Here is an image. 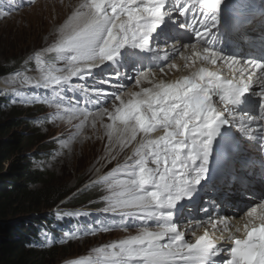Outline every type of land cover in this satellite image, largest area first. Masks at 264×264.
<instances>
[{"label": "snow or ice", "instance_id": "6c2138e0", "mask_svg": "<svg viewBox=\"0 0 264 264\" xmlns=\"http://www.w3.org/2000/svg\"><path fill=\"white\" fill-rule=\"evenodd\" d=\"M196 2L206 9L201 13L204 19L198 22L204 33L201 36L196 27L192 31L200 39L209 37L205 43H211L210 35L217 21V16L212 13L221 0ZM164 7V0H155L151 6L144 7L136 6V0H84L75 14L77 23L70 34L48 51L74 53L70 56L71 62L97 67L113 61L118 51L125 46L149 48L152 34L159 28L162 20L172 19L170 13L164 11ZM182 8L183 6L181 15H184ZM121 17L126 19L122 20ZM173 23L180 29L186 27V21L177 19ZM211 55L213 62L215 59H230L217 52ZM249 66L259 69V72L251 73L247 81L220 80L215 73H207L209 79L206 84L187 78L182 84H161L158 87L162 91L151 95L148 100L129 101L117 109L119 115L116 118L125 122L126 130L131 132L130 139L136 138L137 127L147 133L162 126L166 134L158 140L141 144L135 150V155L140 158L134 165L118 166L108 174L112 176L116 172H122L126 178L108 184L110 195L103 197L107 206L102 211L119 213L122 218H139L141 221L157 218L163 223L159 231H149L147 227H142L138 235L98 249V252L106 253L104 264H132L134 260L139 264H214L212 258L219 256L222 250L207 238V234L200 236L195 243H185L183 234L171 222L172 213L169 210L176 202L189 196L191 189L204 178V165L209 157L210 146L220 128L236 122V117L232 115L234 107L226 106L222 110L214 108L210 102L212 96H219L220 102L225 105L235 106L251 90L250 84L258 82L260 91L251 90L260 99L258 117L242 113L241 125L245 121L251 124L257 119L264 120V65L251 63ZM247 70V67L240 68V76L243 77ZM71 74L76 75V70ZM138 74L141 77L145 75L143 72ZM115 75L117 79L120 78L119 72H115ZM198 75L203 81L204 69ZM43 79L45 87L60 83L59 78L49 75H45ZM144 91L148 92L147 89ZM115 98L120 99L119 95ZM144 107L151 111L150 118L142 113ZM131 121H135L134 126ZM192 121L198 123H192L189 128ZM170 127L173 128L172 131H168ZM240 130L244 131V128L241 127ZM257 131L264 136V126ZM248 135L253 137L251 131ZM145 147L148 148V153L143 151ZM148 155L152 157V163L157 165L155 169L145 166V157ZM198 161L201 163L196 167ZM161 163L164 164L162 169ZM103 179L107 181L108 178ZM149 186L154 190H148ZM255 212L256 209H252L248 216H253ZM165 237L168 243H161ZM229 256V259L220 264H264V224L252 227L247 231L245 239L235 240Z\"/></svg>", "mask_w": 264, "mask_h": 264}, {"label": "rangeland", "instance_id": "374dc122", "mask_svg": "<svg viewBox=\"0 0 264 264\" xmlns=\"http://www.w3.org/2000/svg\"><path fill=\"white\" fill-rule=\"evenodd\" d=\"M8 2L9 0H0V62L5 64L9 60L14 61L16 68L9 71L10 73L0 76V82L3 84L1 86L7 90L8 94L10 92L12 95L10 101L3 107L4 110L1 111L2 116L3 118L14 115L30 117L32 123L27 128L20 127L34 135L33 140L29 141L26 147L30 154L28 158H31V153H37L38 156L33 159L34 168L41 172L46 170L43 172L44 177L50 176L52 183H56L64 189H71L70 195L62 200V203L67 202L70 196L81 189L93 186L95 187L93 195L97 197L90 199L89 203L97 202L98 205H81L79 208H104L107 203L103 197L110 195L108 184L122 179L119 178L121 172H116L112 176L108 174L118 166H123L124 161L129 157L136 156L132 145H126V140H122L115 148V144H109L111 129L114 124L117 125L116 120L119 121L116 118L119 113L112 115L116 108L111 111L112 105L110 104L100 112L96 111L98 116L105 118V122H101L98 128L95 118H92L93 113L70 111L68 118H56L55 112L61 108L56 106L54 101L66 105L63 101L65 91L60 90L56 84H50L48 87L38 86L39 89L42 87L49 89L40 102L32 101L23 92L28 87H34V84L37 83L33 80L34 78L40 79L41 76V79L44 80L42 76L49 75V70L58 73L59 69L60 77L64 78L60 80V83H65L64 67L67 74L72 73L73 70H76L77 73L81 67L80 63L74 62L71 66H63L64 61L60 62L61 53L48 51L70 34L71 29L68 34L60 35V29L66 21L70 20V15L75 9L70 13L67 11L68 4H71L69 0H28L21 8L12 7L7 4ZM65 14L68 15V19ZM61 15L64 16L62 23H60ZM73 22L72 19L70 25ZM67 53L69 58L74 55V53ZM65 62L69 63L67 60ZM169 63L167 62L163 66L165 67ZM59 65L60 68H58ZM131 88L130 86L124 91L131 90ZM67 107L69 108V106ZM134 122L131 121V124H135ZM119 128L126 131V125H119ZM132 140L137 141L138 136L136 135V138ZM107 152H112L111 156L104 157ZM104 177L108 178L107 181L103 179ZM62 203L60 206H55L56 209L65 208ZM97 210L99 213H104L100 209ZM114 214L116 215L113 218L114 221L96 222V226L90 224L86 231L74 234L66 233V236L56 243L57 249L52 250L50 256L45 257L46 263L104 264L106 253L98 252V249L127 239L138 231L134 226L125 224L129 221L128 217L122 218L119 213L111 212L106 215ZM2 224L7 226L9 223L2 221Z\"/></svg>", "mask_w": 264, "mask_h": 264}, {"label": "trees", "instance_id": "16d2710c", "mask_svg": "<svg viewBox=\"0 0 264 264\" xmlns=\"http://www.w3.org/2000/svg\"><path fill=\"white\" fill-rule=\"evenodd\" d=\"M8 62L5 64L0 62V75L16 68L14 62L10 60ZM7 103L6 93L0 92V264H50L46 263L45 257L50 256V252L56 250L57 246L46 248L31 245L29 242L35 237L31 230L34 229L33 225L39 222L37 216L57 206L70 195L71 189H64L52 183L50 176L44 177V173L34 168L32 160L38 155L31 153L29 159L30 154L26 150L28 142L33 140L34 135L20 129L27 128L32 120L21 115L3 118L1 111ZM94 189L93 186L81 189V192L78 191L80 193L77 192L68 198L69 205L64 201L61 203L68 207L97 206V202L89 203L90 199L97 197L93 195ZM71 201H76V204ZM57 214L60 225L70 229L80 228L77 222L85 217L83 212L75 210H59ZM25 215L28 216L23 217ZM2 221L9 224L5 226Z\"/></svg>", "mask_w": 264, "mask_h": 264}, {"label": "bare ground", "instance_id": "6f19581e", "mask_svg": "<svg viewBox=\"0 0 264 264\" xmlns=\"http://www.w3.org/2000/svg\"><path fill=\"white\" fill-rule=\"evenodd\" d=\"M69 2H71V4H68V9L67 11L70 13L71 10L75 9L72 13H71V17L70 20L66 21L64 26L60 29V35H66L70 32V29H72V27L77 23V21L75 20V14L77 13V11L79 10V7L82 3H84L83 1H78V0H69ZM136 6H139V3L136 1ZM19 10V9H16ZM15 10V11H16ZM13 11V10H12ZM6 13V12H5ZM11 13V12H10ZM16 13V12H14ZM3 14V13H2ZM9 14V13H8ZM6 15V14H5ZM109 15H111V9H109ZM65 17H67L68 19V15L65 14ZM66 19V18H65ZM74 20V22L70 25V21ZM121 19L123 20V17H121ZM64 20V16H60V23H62ZM30 28V27H29ZM59 30V29H58ZM57 30V31H58ZM56 31V32H57ZM133 48V47H130ZM71 54V53H70ZM205 57H207L206 53L203 51V48L201 47H197L195 45H181V44H171L167 47V51L164 54V62H170L169 64H167L165 67L163 66L164 63L160 64L159 67H155V68H151L148 70H143L141 72H143L145 75L144 76H140L139 74L137 75V77L135 78V80H133L128 87H132L131 90H126L124 92V94L120 95V99L119 100H113L110 101L109 103H107L103 108H105L108 105H112L111 107V111H113L115 108V112L112 114L114 115L117 112V109L120 105V103H122L124 100L129 99V98H134L132 101H136V100H140V101H146L149 99V97L151 95H154L156 92L162 91V89L160 87H158L159 85L163 84L165 86L167 85H176V84H182L184 82V80L187 78L188 80H191V77L197 73V71L199 70V68H201L202 66H206L208 64V59H205ZM171 59V60H170ZM18 60V59H17ZM16 60V61H17ZM68 61L69 63L66 64L65 61ZM65 61L63 62V66H71L73 64V62L70 61L69 57L65 58ZM14 62V61H12ZM11 62V63H12ZM166 62V63H167ZM9 63V62H8ZM18 64V62H16ZM78 64V63H77ZM251 64V63H250ZM249 64V65H250ZM10 65V64H9ZM105 65V64H104ZM104 65H99L97 67H87L85 66L84 68L80 67L78 69V67H76L78 69L77 74H83L84 76L88 77L91 72L95 69V68H100L103 67ZM249 65H247L248 68H251ZM8 66V65H7ZM169 66V69H168ZM5 67V66H4ZM10 67V66H9ZM75 67V66H74ZM7 68V67H6ZM9 69V68H7ZM74 69V68H73ZM15 70L14 68L10 70L13 71ZM255 70V69H254ZM69 71V70H68ZM4 72V71H3ZM9 72V73H10ZM8 74V73H6ZM5 74V75H6ZM0 76H3L0 75ZM78 79H81L80 77H76ZM137 80H139L140 82L137 83ZM66 82H67V78H66ZM65 83H60L61 85H64L67 87V97L64 99H68L69 95L72 94L70 85H66ZM1 85H3L0 82V92L4 94V92L6 93V96L8 97V92L7 90L4 89V87H2ZM128 89V88H127ZM145 89L148 90L147 93H145ZM51 95V94H50ZM5 96V95H4ZM6 99V98H5ZM72 101V99L70 100V102ZM55 102V101H54ZM103 108H101L98 112H100L101 110H103ZM109 109V108H108ZM145 109L146 107H144L142 109V113H145ZM110 111V112H111ZM79 113V110L77 111ZM74 114V113H73ZM94 116V117H93ZM92 118H95V124L98 126L101 125V122H105V118H102L101 116H98V113H93ZM26 117V116H25ZM147 117L150 118L151 115L147 114ZM30 118V117H29ZM82 118V117H81ZM114 118V117H113ZM119 121H121L120 119H118ZM93 121V120H92ZM117 121V120H116ZM117 121V125L114 124V127L111 129V133L109 135V144L114 145V148L120 144L122 142V140H126V145H132V149L133 152H135V150L137 148H139L141 146V144H147L148 141H152V140H158L160 136L165 135V130L164 129H159L156 128V132L154 131H150L145 133L144 131L140 130L137 127V132L136 135L138 136V140L137 141H133L132 139H130L131 137V132H129L128 130L126 131H122L119 128V125H126L125 122H119ZM192 123H194V121H192L191 123H189V126L192 125ZM135 124H133L134 126ZM105 126V125H104ZM174 127V126H173ZM173 128H169L168 131H172ZM186 131V129L184 130ZM31 136V135H30ZM33 136V135H32ZM91 147V146H90ZM143 151L145 153H148V148L145 147L143 149ZM113 152V151H112ZM111 152V153H112ZM111 153L107 152V154L104 157H108L111 156ZM110 154V155H109ZM140 158V157H139ZM146 159V164L145 166L148 168H152L155 169L157 167L156 164L152 163V157L150 155L145 157ZM33 161V160H32ZM119 164V163H118ZM135 164V163H134ZM131 165V164H130ZM163 163H161L160 168H163ZM44 166V165H43ZM116 168V167H115ZM39 171V170H38ZM46 172V170H44ZM42 171V173L44 172ZM138 171V169H137ZM41 172V171H40ZM49 173V172H48ZM41 175V174H40ZM113 181V180H112ZM81 182V181H80ZM88 183V182H87ZM91 183V182H90ZM89 183V184H90ZM98 183V182H97ZM80 184V183H79ZM78 185V184H77ZM88 185V184H85ZM79 186V185H78ZM97 186V185H96ZM151 187V186H149ZM93 190V189H92ZM101 190V189H100ZM154 190V188L152 189ZM91 191V190H90ZM81 192V190H80ZM78 192V193H80ZM92 192V191H91ZM94 194V193H93ZM76 196V195H75ZM74 196V197H75ZM79 198V196H77ZM73 199V198H71ZM75 200H77L75 198ZM92 200V199H91ZM95 200V199H94ZM79 201V199H78ZM58 202V201H57ZM73 202V201H71ZM76 202V201H75ZM75 202H73L74 204H76ZM88 202V201H87ZM99 202V201H98ZM104 202V201H103ZM69 202H67L68 204ZM105 203V202H104ZM103 203V204H104ZM95 204V203H94ZM102 204V203H101ZM64 205V204H63ZM69 205V204H68ZM58 206V205H57ZM95 206V205H94ZM103 206V205H102ZM79 208V207H78ZM67 211V210H65ZM70 211V210H69ZM69 213L70 212H66ZM74 213V212H73ZM76 213V212H75ZM65 215V213L63 214ZM68 215V214H67ZM73 215V214H72ZM76 216V214H75ZM67 217V216H66ZM114 221V220H113ZM24 222V221H23ZM22 223V222H21ZM75 224V223H74ZM238 225V220H229V224L226 228H228L230 231L233 230L235 227H237ZM75 227V226H74ZM147 227V229L149 231H153V227L150 226H145ZM177 230L179 229L178 227H176ZM156 229V228H155ZM158 230H160V228H158ZM139 230L136 233H133L130 235L131 236H135L139 234ZM189 236V234L185 231L184 232V237L187 238ZM28 238V237H27ZM30 240V239H29ZM167 238H164L161 243H168ZM135 264H139V262L137 261Z\"/></svg>", "mask_w": 264, "mask_h": 264}]
</instances>
